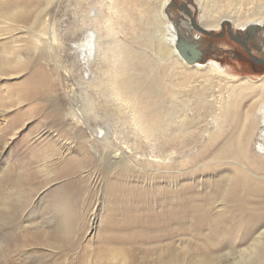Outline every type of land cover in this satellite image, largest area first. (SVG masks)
<instances>
[{
  "label": "bare ground",
  "instance_id": "1",
  "mask_svg": "<svg viewBox=\"0 0 264 264\" xmlns=\"http://www.w3.org/2000/svg\"><path fill=\"white\" fill-rule=\"evenodd\" d=\"M136 1L141 16L146 17L139 41L154 53L155 59L144 50L121 47L117 39L106 43L107 49L115 47V53L102 54L109 68L105 75L96 78L89 62L104 46L91 36L87 45L75 47L85 71L80 79L87 85H104L107 91L101 93L103 108L113 112V120L122 124L115 135L107 127L87 126L91 134L82 138V145L89 149L87 143L93 139L95 143H90V147L98 152L96 143L110 147L116 141L125 144L109 151L115 165L109 170L110 176L107 172L106 187L114 194L112 202L128 197L140 199L128 210L125 246L114 249L103 244L98 264H222L217 253L220 250L216 249L226 244V235L239 248V255L245 257L247 253L246 258L253 259L249 264H264V248L260 253L255 251L260 243L264 244V95L256 107L251 101L255 86L247 84L251 83L249 78L230 75L213 60L194 63L203 55L201 35L194 30L220 29L224 22H231L237 37L250 41L264 55V2L248 0L249 7L244 5L248 8L243 9L245 17L238 18L241 5L236 10L223 7L220 0H205L211 7V11H206L204 0H194L198 16L195 20L186 6L183 11L188 16L174 18L169 11L170 0H161L158 11L153 0ZM42 2L46 9L53 0H0V20L9 22L7 29L27 34L25 44L1 45L4 50L0 51L6 52L0 60L1 68L18 66L23 70L29 64V58H25L27 50L36 49L41 37L25 24L32 6ZM127 2L104 0L110 12L119 11ZM97 16L93 8L87 9V19L95 21ZM161 17L165 19V33L161 30ZM106 28L112 29L110 23L106 22ZM180 43L194 48L192 61L180 53ZM40 71L41 64L37 62L33 72L38 76ZM259 81L256 88L263 93L264 76ZM29 93V97L37 96L38 90ZM66 114L75 126L87 125L84 115L76 109L69 106L63 115ZM92 174L90 170L83 177L91 188L96 183ZM150 192L155 203L158 201L157 207L149 202ZM68 210L64 206L55 215L63 227L69 224ZM67 237L51 231L35 240H43L40 245L45 246V242L67 243ZM126 242L135 244L127 247ZM134 250L139 254L137 258ZM113 251L121 255L117 262H112L116 257L111 254ZM51 260L54 263L49 264H58V259ZM42 262L39 258L34 263Z\"/></svg>",
  "mask_w": 264,
  "mask_h": 264
},
{
  "label": "rangeland",
  "instance_id": "2",
  "mask_svg": "<svg viewBox=\"0 0 264 264\" xmlns=\"http://www.w3.org/2000/svg\"><path fill=\"white\" fill-rule=\"evenodd\" d=\"M158 1L153 0L158 5L157 11L161 5V0ZM250 2L228 0L226 4L225 0H220L219 3L234 9L241 5L238 18H243V9H247ZM171 3L169 11L174 18L179 15L187 17L183 11V6H186L192 12L191 16L198 20L194 0H173ZM45 6V2L33 5L28 24H25L26 27L31 26L36 35L40 33L41 37L36 49L27 50L25 58H29V64L23 70L18 66L0 67V187L3 190L0 193V264H22L23 261L35 264L39 258L43 261L41 264L54 263L51 259H58V264H98V259L103 256V244H110L114 249L125 246L128 210L140 203V199L128 197L130 199L112 202L114 194L106 187L111 174L109 170L115 165L109 151L125 144L116 141V146L110 147L96 143L98 152L90 147V143H95L93 139L87 143L89 149L82 145V138L91 134L89 126L95 129L107 127L109 133L115 135L122 124L113 120V112L103 108L101 93L107 91L104 85L97 82L87 85L80 79L85 71L75 47L87 45L91 36L104 46L89 62L90 72L96 78L105 75L109 68L102 54L115 53V47L107 49L106 43L112 44L117 39L121 41V47L128 46L140 52L144 50L152 58L156 57L139 41L140 29L146 18L140 14L139 1L128 0L119 11L114 12L105 8L104 0H53L46 9ZM204 6L206 11H211L205 0ZM90 7L97 12L95 21L87 19ZM163 19L161 17V30L165 33ZM106 22L112 29L106 28ZM8 26L9 22L0 20V49H3L1 45L13 47L25 44V31H10ZM209 31L212 34L194 30L201 35L203 54L194 63L213 60L228 74L239 79L249 78L251 83L247 84L255 86V98L251 101L258 107L264 92L256 87L260 84L259 78L264 76V64L257 65L259 62L252 59L257 63L252 66L235 55L239 51L246 56L245 46L255 56L262 57L263 54L254 49L250 41L242 40L245 45L239 43L233 36L236 29L231 22L229 26L224 22L222 28ZM17 39L18 42L14 43ZM3 50L0 51V60L6 55ZM37 62L41 64L38 76L33 72ZM34 89L36 93L38 90L37 96L29 97L32 94L29 92ZM69 106L84 115L87 125L81 123L75 126L68 114L63 115ZM197 110L199 108H194V111ZM102 150L104 155L100 154ZM90 170L93 173L91 176L96 179L92 188L83 178ZM81 182L86 187L80 186ZM147 197L154 207L158 206L153 192ZM64 206L69 209V224L63 227L56 216ZM51 231L59 236H68V242L50 245L45 242L44 246L43 240H35L36 237L42 239L44 232ZM226 240V244L216 249L220 250L217 253L222 264H249L253 261L251 257L246 258L247 253L245 257L239 255V248L227 235ZM134 244L126 242L127 247ZM261 248H264L263 243L258 245L256 253L263 251ZM111 254L116 256L112 262L120 259L121 255L114 251ZM127 254L129 256L128 248ZM134 256H139L135 250Z\"/></svg>",
  "mask_w": 264,
  "mask_h": 264
},
{
  "label": "water",
  "instance_id": "3",
  "mask_svg": "<svg viewBox=\"0 0 264 264\" xmlns=\"http://www.w3.org/2000/svg\"><path fill=\"white\" fill-rule=\"evenodd\" d=\"M170 2H173V0H170ZM227 26H229V25H227ZM196 29L201 31V32H203V33L212 34L211 31H209V30H207L205 28H202V27H197ZM228 29H229V27H228ZM228 32L230 33V30H228ZM177 47L179 48L180 53H182L183 55L184 54L186 55L185 57H186L187 61H192L193 60V58H194L193 55L195 54V52H194V48L191 45H188V44L184 45L183 43H180V44H178ZM245 50H246V53L248 54V56H250L251 59H253L254 61H257V62H259L261 64H264V57H256V56H254L249 51L248 47H246V46H245Z\"/></svg>",
  "mask_w": 264,
  "mask_h": 264
},
{
  "label": "flooded vegetation",
  "instance_id": "4",
  "mask_svg": "<svg viewBox=\"0 0 264 264\" xmlns=\"http://www.w3.org/2000/svg\"><path fill=\"white\" fill-rule=\"evenodd\" d=\"M233 36L237 39V41H238L239 43L244 44V45L246 44V43H244L245 41L243 40L244 42H242V41H241L242 39L240 40V39L236 36V34H233ZM245 40H246V39H245ZM251 45H252V44H251ZM253 47H254V46H253ZM243 49H244V51H245V53H246L245 47H243ZM256 49H257V48H256ZM258 50H259V49H258ZM259 51H260V50H259ZM261 53H262V52H261ZM252 54H253V53H252ZM253 55H254V54H253ZM235 56H236V58H238V59H239L240 61H242V62H246V61H248L252 66L257 64V63L255 64V62L252 61V59L250 58V56H248L247 53H246V56H247V57H246L244 53L238 51V52L236 53ZM254 56H255V55H254ZM263 56H264V55H263ZM263 56H262V57H263ZM256 57H259V56H256ZM257 65H260V63L257 64ZM261 65H262V64H261ZM262 67L264 68V66H262Z\"/></svg>",
  "mask_w": 264,
  "mask_h": 264
}]
</instances>
